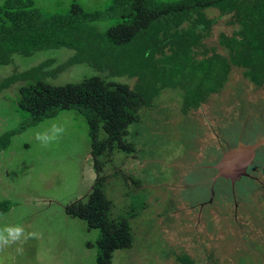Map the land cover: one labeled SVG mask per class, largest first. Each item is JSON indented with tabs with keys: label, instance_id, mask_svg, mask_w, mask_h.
<instances>
[{
	"label": "rangeland",
	"instance_id": "obj_1",
	"mask_svg": "<svg viewBox=\"0 0 264 264\" xmlns=\"http://www.w3.org/2000/svg\"><path fill=\"white\" fill-rule=\"evenodd\" d=\"M71 2L95 9L107 0H35V5L64 12ZM205 15L215 20L204 41L208 55L214 49L227 57L219 38L231 36L237 26L216 9H206ZM72 53L60 48L15 56L12 64L0 67V81L39 64L44 67L35 79L51 85L105 76L88 65L62 67ZM242 72L232 68L221 90L186 113L183 92L163 89L153 107L143 109L141 120L128 127L135 151L105 157L99 174L87 126L74 110L12 137L0 152V201L12 203L0 218V231L20 227L23 234L0 247V264H96L95 249L88 243L95 241L97 231H89L85 221L67 211L87 203L98 176H105L113 218L136 213L130 222L132 247L115 251L110 264H178L181 255L194 264H264V85L256 89ZM35 79H19L0 92V134L20 123L18 89ZM114 80L134 84L126 77ZM53 124L65 132L44 146L35 135ZM258 142L243 173L224 176L213 168L225 153Z\"/></svg>",
	"mask_w": 264,
	"mask_h": 264
},
{
	"label": "trees",
	"instance_id": "obj_2",
	"mask_svg": "<svg viewBox=\"0 0 264 264\" xmlns=\"http://www.w3.org/2000/svg\"><path fill=\"white\" fill-rule=\"evenodd\" d=\"M206 9L230 16L229 24L238 28L231 36L220 35L227 57L214 49L208 55L204 41L215 20L206 17ZM107 21L113 24L103 25ZM60 48L73 52L62 63L65 69L88 65L105 76L51 85L35 79L44 67L39 64L1 80L0 92L19 79H35L18 89L21 121L0 134V152L15 135L74 110L87 126L93 168L99 174L105 157L135 151L128 127L141 120L143 109L153 107L163 89L183 92L186 113L221 90L232 68L243 69L244 79L256 89L264 85V0H107L95 9L71 2L64 12H46L35 0L0 1V67L12 64L15 56ZM115 77L132 79L134 84L117 82ZM104 181L105 176H98L87 203L67 211L85 221L89 231H97L95 241L88 243L95 249L96 264H110L115 251L132 247L130 222L136 218L134 210L111 216ZM11 207L10 200H1L0 218ZM176 261L194 264L186 255Z\"/></svg>",
	"mask_w": 264,
	"mask_h": 264
},
{
	"label": "clouds",
	"instance_id": "obj_3",
	"mask_svg": "<svg viewBox=\"0 0 264 264\" xmlns=\"http://www.w3.org/2000/svg\"><path fill=\"white\" fill-rule=\"evenodd\" d=\"M65 128L59 124H53L48 131L37 132L35 139L44 146L51 144L60 139L64 134ZM23 234V229L20 227H8L0 231V247L6 246L20 239ZM29 235H35L34 233Z\"/></svg>",
	"mask_w": 264,
	"mask_h": 264
},
{
	"label": "water",
	"instance_id": "obj_4",
	"mask_svg": "<svg viewBox=\"0 0 264 264\" xmlns=\"http://www.w3.org/2000/svg\"><path fill=\"white\" fill-rule=\"evenodd\" d=\"M261 144V142H258L250 147L243 148V146H239L237 149L233 150L232 152L229 151V153H225L222 157V159L219 161L217 165H215L213 168L217 171V173H222L224 176H231V175H226L224 172H227L228 169H230L232 166L236 165L237 163H244V167L247 163L248 158L251 156L253 151ZM226 155L234 156L233 160L231 162H228V164L223 167V160ZM227 167V168H226ZM227 169V170H226ZM243 170H240L238 172H242ZM237 172V173H238ZM233 173V174H237ZM232 174V175H233ZM240 174V173H239Z\"/></svg>",
	"mask_w": 264,
	"mask_h": 264
},
{
	"label": "bare ground",
	"instance_id": "obj_5",
	"mask_svg": "<svg viewBox=\"0 0 264 264\" xmlns=\"http://www.w3.org/2000/svg\"><path fill=\"white\" fill-rule=\"evenodd\" d=\"M233 158H234V156L226 155L224 157L223 162H222L223 167H224V165L226 166L228 164V162H231L233 160ZM244 164H245V162L244 163H240V164L237 163L236 165L232 166L230 169H228V170L226 169L227 172H224V174H226V175H232L233 173H237L238 171L244 169Z\"/></svg>",
	"mask_w": 264,
	"mask_h": 264
}]
</instances>
